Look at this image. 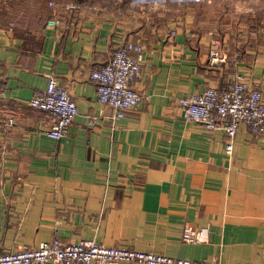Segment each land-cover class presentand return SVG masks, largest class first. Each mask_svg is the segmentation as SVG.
<instances>
[{
  "label": "crops",
  "instance_id": "obj_1",
  "mask_svg": "<svg viewBox=\"0 0 264 264\" xmlns=\"http://www.w3.org/2000/svg\"><path fill=\"white\" fill-rule=\"evenodd\" d=\"M48 1L72 7L53 10ZM158 2L0 0V119L15 117L13 127L0 128V252L57 235L264 264V134L240 124L227 155L224 131L185 120L177 103L236 73L257 82L264 98V42H234L216 35L217 26L208 35L205 24L193 29L186 18L169 20L145 4ZM52 17L57 25L47 24ZM121 38L142 46L133 87L145 98L114 117L88 75ZM214 47L223 56L218 63L209 60ZM49 73L77 107L59 140L44 134L46 112L27 104ZM185 224L203 228L206 240L182 241Z\"/></svg>",
  "mask_w": 264,
  "mask_h": 264
},
{
  "label": "built area",
  "instance_id": "obj_2",
  "mask_svg": "<svg viewBox=\"0 0 264 264\" xmlns=\"http://www.w3.org/2000/svg\"><path fill=\"white\" fill-rule=\"evenodd\" d=\"M53 10L69 9L68 4L48 1ZM59 19L47 20L49 25H57ZM174 30L170 32L173 33ZM142 46L121 38L111 56L89 72V79L95 84L96 99L111 107L114 117H121L136 109L145 98L136 91L133 84L140 78V58ZM223 56L217 47L209 51L211 63H218ZM177 103L185 120L197 122L206 130L219 128L224 131L226 141L224 152L232 151L233 140L240 124L253 136L264 134V98L257 82L250 81L236 73L220 86H207L201 92L180 96ZM27 104L44 111L48 126L44 134L52 139L63 138L68 131L77 107L71 100L65 86L60 84L53 73L47 75L44 89L36 91ZM15 125L14 115L0 119V128L6 131ZM185 242L206 240L203 228L185 224L181 232ZM117 262H139L143 264H224L218 261L191 260L172 257L152 251H140L128 247L105 245L93 239L77 242H63L57 235L35 246L22 247L0 252V264H116Z\"/></svg>",
  "mask_w": 264,
  "mask_h": 264
},
{
  "label": "rangeland",
  "instance_id": "obj_3",
  "mask_svg": "<svg viewBox=\"0 0 264 264\" xmlns=\"http://www.w3.org/2000/svg\"><path fill=\"white\" fill-rule=\"evenodd\" d=\"M158 1L156 5L154 3L145 4L149 5L152 10L163 9L166 14H169V20H176L177 16H181L192 24L193 29L195 26L198 28L205 24L209 26L207 27L209 29L205 31L207 33L211 31L208 35H212L211 27L217 26V32L220 31V33L216 35H223L224 38L231 36L234 42L240 39L250 40L256 44L261 40L264 42V0ZM258 29L263 36H258ZM246 32H252L253 35ZM218 38L212 39L217 40Z\"/></svg>",
  "mask_w": 264,
  "mask_h": 264
},
{
  "label": "trees",
  "instance_id": "obj_4",
  "mask_svg": "<svg viewBox=\"0 0 264 264\" xmlns=\"http://www.w3.org/2000/svg\"><path fill=\"white\" fill-rule=\"evenodd\" d=\"M255 45H256V43H255Z\"/></svg>",
  "mask_w": 264,
  "mask_h": 264
}]
</instances>
